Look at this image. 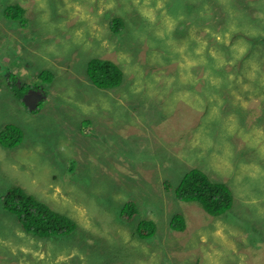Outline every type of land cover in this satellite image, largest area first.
I'll use <instances>...</instances> for the list:
<instances>
[{
  "label": "rangeland",
  "instance_id": "1",
  "mask_svg": "<svg viewBox=\"0 0 264 264\" xmlns=\"http://www.w3.org/2000/svg\"><path fill=\"white\" fill-rule=\"evenodd\" d=\"M14 4L25 24L6 17ZM96 59L121 69L119 86L89 81ZM6 126L23 139L0 143V264H264V0H0ZM193 169L229 186L230 212L176 201ZM14 187L76 231L28 233L3 205Z\"/></svg>",
  "mask_w": 264,
  "mask_h": 264
},
{
  "label": "trees",
  "instance_id": "2",
  "mask_svg": "<svg viewBox=\"0 0 264 264\" xmlns=\"http://www.w3.org/2000/svg\"><path fill=\"white\" fill-rule=\"evenodd\" d=\"M24 13L21 6L14 4L7 8L6 17L11 21H19L21 24H25ZM122 26L123 23L120 17H116L111 22L114 33L120 32ZM87 73L89 81L102 89L116 88L123 80L121 69L116 64L106 60H92L89 63ZM10 78L12 80L10 83L12 93H16L21 104L26 106L24 100L29 96L31 90L25 93L29 89L24 91L22 88H18V85L15 84V76L11 74L8 79L10 80ZM38 78L47 82L51 79V76L45 70L38 75ZM40 107H42V104H39V109H41ZM36 112L38 110L34 113ZM22 139L23 132L15 126H6L0 133V143L8 148L16 147ZM175 198L176 201L185 203H198L208 215L214 218H219L230 212L234 201L233 193L226 183L213 182L204 173L196 169L183 175L175 190ZM137 203L130 200L124 206L123 214L128 216H126L127 219L132 220L137 215ZM3 205L7 211L18 217L23 229L40 238L65 236L77 229V225L73 220L52 210L45 203L25 193L19 187H14L6 193L3 198ZM185 227V221L180 216L174 217L171 222L172 230L183 232ZM136 233L142 239L153 238L156 233V225L152 221L146 220L140 224Z\"/></svg>",
  "mask_w": 264,
  "mask_h": 264
},
{
  "label": "water",
  "instance_id": "3",
  "mask_svg": "<svg viewBox=\"0 0 264 264\" xmlns=\"http://www.w3.org/2000/svg\"><path fill=\"white\" fill-rule=\"evenodd\" d=\"M32 99H33L32 96L31 97L30 96L26 97V101H27V105L28 106L30 105V102H31Z\"/></svg>",
  "mask_w": 264,
  "mask_h": 264
},
{
  "label": "bare ground",
  "instance_id": "4",
  "mask_svg": "<svg viewBox=\"0 0 264 264\" xmlns=\"http://www.w3.org/2000/svg\"><path fill=\"white\" fill-rule=\"evenodd\" d=\"M234 59V58H233ZM178 60V59H177ZM234 65H236V64H234ZM193 76V75H192ZM193 78V77H192ZM194 79V78H193ZM188 103V102H187ZM208 107V106H207ZM209 109V108H208ZM212 110V109H211ZM210 111V110H209ZM212 112V111H211ZM210 112V113H211ZM187 118H190V117H187ZM187 118H185L186 120H187ZM48 206V205H47ZM66 216V215H65ZM69 219V218H68ZM71 220V219H70ZM70 232H73V231H70ZM70 234V233H69Z\"/></svg>",
  "mask_w": 264,
  "mask_h": 264
}]
</instances>
